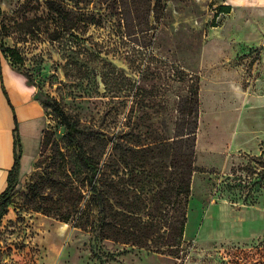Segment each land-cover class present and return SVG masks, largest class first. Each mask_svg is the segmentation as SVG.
Returning a JSON list of instances; mask_svg holds the SVG:
<instances>
[{"label":"rangeland","instance_id":"obj_1","mask_svg":"<svg viewBox=\"0 0 264 264\" xmlns=\"http://www.w3.org/2000/svg\"><path fill=\"white\" fill-rule=\"evenodd\" d=\"M45 2L0 0V64L49 131L0 220V264H264V0H66L65 19ZM79 148L112 156L102 206ZM181 153L193 170L169 254Z\"/></svg>","mask_w":264,"mask_h":264},{"label":"trees","instance_id":"obj_2","mask_svg":"<svg viewBox=\"0 0 264 264\" xmlns=\"http://www.w3.org/2000/svg\"><path fill=\"white\" fill-rule=\"evenodd\" d=\"M61 1H66V0H61ZM63 2L61 3L59 0H46V7L48 11L52 14H57V16H61L62 18H66L65 14L67 13L66 8L63 6ZM218 11L220 13H228L230 11V6L228 5H221L218 7ZM53 39V38H51ZM9 51V49L5 50ZM16 63H21L22 59L21 57L17 54L15 58ZM0 77H1V65H0ZM41 102V101H40ZM42 103V102H41ZM43 105V103H42ZM44 106V105H43ZM45 108V107H44ZM46 111V110H45ZM63 122L65 124V127L67 128V137L71 143H75L78 147L79 146V141L73 134V128L72 126L68 123L66 120L65 116H62ZM194 133L193 130H187V132L183 133L185 134L186 137L191 136ZM13 138H14V161L11 169L8 171V176H7V186L6 188L0 193V220L2 217L6 214L7 212V207L8 204L11 200V195L12 192L15 189V186L17 184V179H18V171H19V159H20V154H21V145H20V138L17 133V129L15 128L13 131ZM48 134L49 131L47 130V127L43 131L42 135V140H41V148L43 145L46 144L48 140ZM40 148V150H41ZM113 148V147H112ZM79 155H80V160L82 161V167L84 168L85 171L89 172L91 175V178L93 179L92 186H90V190L93 191L91 201H94L96 205L102 206L103 204V196L100 195V191L96 188V186H99V176L100 174H103L104 176V182L103 184L106 185L107 187H110V189H114L115 191V183L112 178V176L115 174L114 170H110L112 167V156L109 157L102 165H99L95 161L91 159V157L87 154H84L81 149L79 148ZM183 162V163H182ZM179 163H182L181 165L184 166L185 171H181L177 186L174 185V183L169 180L167 182L168 188L165 190L168 194H166V201L167 203L170 202L172 204V207L169 209L170 216L166 219H164V226L166 228L165 232V249L163 252L173 254L176 252L178 247L180 246L181 243V236L183 234V229H184V224H185V205L187 204L188 196L190 194V177L192 174L191 169V164L190 160L188 159V156L186 157L183 153H181V157L179 159ZM178 163V164H179ZM170 168H173L176 166V159L174 157L171 158ZM107 171V173H106ZM88 174V173H87ZM177 187V188H176ZM106 191V190H105ZM175 191V192H174ZM173 192L175 195L180 194V204L177 206V202L175 201H170L172 197ZM165 200V199H164ZM176 212V214H175ZM135 220V218H132ZM108 224V221L105 222ZM130 227L135 228L136 230L140 227L141 228H148V227H153L154 224H152L151 221H146V222H132L130 223ZM112 225V224H111ZM115 226V225H112ZM112 226H107V228H110ZM124 226V225H123ZM116 227V226H115ZM142 236V235H140ZM136 237V236H135Z\"/></svg>","mask_w":264,"mask_h":264},{"label":"crops","instance_id":"obj_3","mask_svg":"<svg viewBox=\"0 0 264 264\" xmlns=\"http://www.w3.org/2000/svg\"><path fill=\"white\" fill-rule=\"evenodd\" d=\"M1 65L0 77V193L7 186L8 171L14 161L13 131L20 138L21 154L18 178L28 174L40 152L43 131L47 127L44 106L24 79L11 67Z\"/></svg>","mask_w":264,"mask_h":264}]
</instances>
